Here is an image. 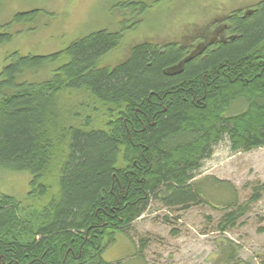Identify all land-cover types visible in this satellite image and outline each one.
Segmentation results:
<instances>
[{"label":"trees","instance_id":"1","mask_svg":"<svg viewBox=\"0 0 264 264\" xmlns=\"http://www.w3.org/2000/svg\"><path fill=\"white\" fill-rule=\"evenodd\" d=\"M41 12L16 13L0 45L12 38L13 23L36 21ZM127 26L93 31L46 55L7 56L0 167L31 181L25 201L0 190V264H114L105 251L154 200L173 208L210 198L208 179L197 173L223 138L234 152L264 147V0L228 13L206 33L138 43L126 60L103 65ZM217 29L225 42L206 49ZM71 99L77 102L68 110ZM239 100L245 108L231 113ZM233 195L226 206L237 211L221 220L222 230L248 208ZM259 199L258 191L251 201Z\"/></svg>","mask_w":264,"mask_h":264},{"label":"rangeland","instance_id":"2","mask_svg":"<svg viewBox=\"0 0 264 264\" xmlns=\"http://www.w3.org/2000/svg\"><path fill=\"white\" fill-rule=\"evenodd\" d=\"M259 1L3 0L0 31L18 12H43L36 21L11 25L12 38L0 45V71L13 52L46 55L93 31H116L125 24L128 28L122 44L102 60L103 65L114 66L126 60L130 48L138 43H181L196 33H206L213 22L228 13ZM128 2L139 8L122 9ZM66 102L70 110L77 100ZM243 108L242 101H236L231 113H241ZM99 117L95 126L102 128L104 120ZM213 148L197 173L198 179H208L210 198L173 208L154 200L148 212L116 235L104 253L106 260L114 264H264V190L260 188L264 184V147L234 152L228 138H223ZM211 177L229 182L236 192L222 188V184L211 185ZM30 181L31 175L26 172L0 167V190L21 201L28 196ZM258 191L260 199L251 201ZM233 194L238 197V205L247 203L248 208L237 224L222 230L221 220L229 211H237V205L233 209L226 206Z\"/></svg>","mask_w":264,"mask_h":264},{"label":"flooded vegetation","instance_id":"3","mask_svg":"<svg viewBox=\"0 0 264 264\" xmlns=\"http://www.w3.org/2000/svg\"><path fill=\"white\" fill-rule=\"evenodd\" d=\"M240 9H243V11L246 10V8L245 9L240 8ZM217 30L215 33H214V31H211L207 34L206 41H205V48L206 49L211 50L215 46L221 44L222 42H225L224 39H226V34H224V32L222 30H218V31Z\"/></svg>","mask_w":264,"mask_h":264},{"label":"water","instance_id":"4","mask_svg":"<svg viewBox=\"0 0 264 264\" xmlns=\"http://www.w3.org/2000/svg\"><path fill=\"white\" fill-rule=\"evenodd\" d=\"M181 71V70H180Z\"/></svg>","mask_w":264,"mask_h":264}]
</instances>
